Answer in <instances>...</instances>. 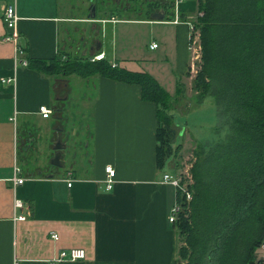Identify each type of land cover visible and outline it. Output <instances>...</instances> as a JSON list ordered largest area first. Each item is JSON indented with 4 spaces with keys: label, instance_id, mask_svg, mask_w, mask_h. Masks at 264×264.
I'll return each mask as SVG.
<instances>
[{
    "label": "crops",
    "instance_id": "obj_1",
    "mask_svg": "<svg viewBox=\"0 0 264 264\" xmlns=\"http://www.w3.org/2000/svg\"><path fill=\"white\" fill-rule=\"evenodd\" d=\"M149 1L157 0H0V264L184 263L179 230L169 218L177 188L163 180L165 172L180 171L156 168V104L142 98L136 83L43 75L23 63L103 52L116 67L146 72L174 93L192 77L187 23L198 0L182 1L177 12L169 0L172 7L148 13ZM6 5L16 9L21 53L3 40L10 33L2 17ZM157 12L164 18L153 17ZM153 42L158 46L151 49ZM42 105L52 110L48 117L38 112ZM217 126L218 120L212 140ZM58 137L66 143L60 165L50 160ZM107 163L116 170L110 189ZM14 164L25 177L15 187ZM15 198L22 209L14 207ZM18 212L25 217L16 218ZM71 247L83 248L85 256L50 261Z\"/></svg>",
    "mask_w": 264,
    "mask_h": 264
},
{
    "label": "trees",
    "instance_id": "obj_2",
    "mask_svg": "<svg viewBox=\"0 0 264 264\" xmlns=\"http://www.w3.org/2000/svg\"><path fill=\"white\" fill-rule=\"evenodd\" d=\"M147 3L148 13L172 7L169 0ZM198 11L202 64L193 89L198 103L206 95L216 99L224 119L217 131L224 134L194 149L188 203L177 189L182 206L174 220L182 241L178 252L183 264L207 259H213L207 264H255L264 241V0H198ZM25 61L43 75H101L138 84L142 98L156 104V168L180 166L176 157L182 142L171 109L183 95L181 82L173 96L150 74L113 67L107 59L57 55Z\"/></svg>",
    "mask_w": 264,
    "mask_h": 264
},
{
    "label": "rangeland",
    "instance_id": "obj_3",
    "mask_svg": "<svg viewBox=\"0 0 264 264\" xmlns=\"http://www.w3.org/2000/svg\"><path fill=\"white\" fill-rule=\"evenodd\" d=\"M200 15L201 12L198 11L193 21H189L192 25H194L195 29L193 36L196 37L198 34H200ZM191 47H193V50L192 48L190 49V59H192V62H194V68L191 69L190 67V70H192V77L186 80V84L182 83L183 81L181 82L182 87L180 86V88H182L183 95L178 97L179 100L173 102V106L171 109L176 128L177 130H179L177 140L182 142V146L180 149L181 151H183V153L181 152V156H183V158L181 159L182 162H180V159L176 157L178 158L176 160H178L180 165H182L178 167V171H183L185 167L188 169L190 175V164L194 162L195 158L194 149L197 147L199 142L202 143L212 140L216 135L215 126L217 125V120H224L223 117L220 118L218 116L216 103L210 95H206L205 97H203L201 100L202 102L198 103L196 101L198 98V91L193 89V80L197 72L200 70L202 61L200 56L201 52L198 50L194 51V48L196 49V44H191ZM194 57H197V60ZM170 95L174 96L175 91ZM223 134L224 133L222 131H219L218 136L221 137L223 136ZM173 163H171L170 165L171 168L173 166ZM186 181L189 183V186L192 185V176H187ZM262 255H264V249L262 247L257 248L256 258L258 259ZM212 260L213 259H207L206 264L208 261L212 263ZM179 264H181V262Z\"/></svg>",
    "mask_w": 264,
    "mask_h": 264
},
{
    "label": "built area",
    "instance_id": "obj_4",
    "mask_svg": "<svg viewBox=\"0 0 264 264\" xmlns=\"http://www.w3.org/2000/svg\"><path fill=\"white\" fill-rule=\"evenodd\" d=\"M184 1V0H174V7L176 12L178 11V7L179 4ZM2 17L6 26V29L10 31V33H7L4 37L3 40L7 41V42H11L14 44L16 52L17 53H21L23 52L20 48H19V43H18V33L16 30V24L18 21V16L16 13V9L13 5H6L3 7L2 9ZM111 21H116L114 18L111 19ZM174 22H180V19L175 16L174 18ZM190 32H192V43L191 44H196V49L194 48V51L198 50L201 52V45L199 44V34L197 35L196 38H194L193 34H194V25H192L191 23H187ZM198 43V44H197ZM191 44L189 45V48L193 50V47H191ZM158 46L157 43L153 42L150 45L151 49H154ZM201 56V53H200ZM199 57V56H197ZM197 57H194L195 59ZM101 59H105V54L103 52L94 55L93 57L90 58L91 61L94 60H101ZM24 64H26V61L23 62ZM109 64L111 66H115L113 63ZM194 68V62L191 63V69ZM192 71V70H191ZM13 82L14 78H2L1 82ZM38 112L41 114L42 117H48L51 113L52 110L50 108H48L47 106H40ZM104 170H105V177H104V181H105V185L107 189L112 188L113 186V182H114V178L116 175V170L115 168L112 166V164L107 163L104 166ZM187 172V173H186ZM21 169L20 166L18 164H14L13 167V174L11 176V181L13 186L15 187L16 185L22 183L25 179L24 176H22L21 174ZM184 173V175H183ZM187 176H190V173L188 172V169H184L183 171H180L177 175H172L169 172H165L163 174V180L165 182H169L171 184H173L177 189L180 190L182 197L185 199L186 203H188L192 197V191L189 188V183L186 181ZM72 183V179L68 178V185H71ZM14 207L16 209H22L23 207V201L20 198H15L14 199ZM182 209L181 203L180 202H176L172 208H171V215H170V220L174 221L177 216L179 211ZM25 217L23 212H18L16 215V218L18 219H23ZM51 237L53 239H57L58 235L56 232H51L50 233ZM260 247H262L264 249V241L261 243ZM85 256V251L83 248L81 247H71L69 249H62L60 251H58L51 259V262H55V261H60L63 259H70V260H76L79 258H83ZM256 263L255 264H264V255H262L261 257H259L258 259H256Z\"/></svg>",
    "mask_w": 264,
    "mask_h": 264
},
{
    "label": "water",
    "instance_id": "obj_5",
    "mask_svg": "<svg viewBox=\"0 0 264 264\" xmlns=\"http://www.w3.org/2000/svg\"><path fill=\"white\" fill-rule=\"evenodd\" d=\"M91 10H94V3H91L90 8ZM153 17L157 19H163L164 18V13H155L153 14ZM55 111H59V109H55ZM60 138H57L56 144L54 148L56 149L54 156L50 159L52 163L60 165V158L64 157L65 151H66V143H61Z\"/></svg>",
    "mask_w": 264,
    "mask_h": 264
}]
</instances>
